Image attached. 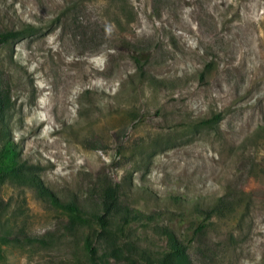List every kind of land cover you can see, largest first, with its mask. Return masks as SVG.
Returning a JSON list of instances; mask_svg holds the SVG:
<instances>
[{
	"label": "rangeland",
	"instance_id": "374dc122",
	"mask_svg": "<svg viewBox=\"0 0 264 264\" xmlns=\"http://www.w3.org/2000/svg\"><path fill=\"white\" fill-rule=\"evenodd\" d=\"M25 25L0 120L86 221L0 182V264H134L165 229L190 264H264V0H0V31ZM109 190L123 233L91 219Z\"/></svg>",
	"mask_w": 264,
	"mask_h": 264
},
{
	"label": "trees",
	"instance_id": "16d2710c",
	"mask_svg": "<svg viewBox=\"0 0 264 264\" xmlns=\"http://www.w3.org/2000/svg\"><path fill=\"white\" fill-rule=\"evenodd\" d=\"M32 31L31 25H25L20 28L6 29L0 31V43L7 42L22 33ZM3 100L1 99V89H0V113L2 111ZM10 128L6 124L2 123L0 120V182L10 180L15 181L19 185L30 186L35 189V191L44 199H48L53 205L62 207L69 214L75 218L86 221L84 218V209L79 204L73 201H63L49 191L47 187L43 185L38 176L34 173L31 165L22 157L20 153L19 145L9 136ZM116 192L109 190L105 192L100 201L99 210L92 212L91 219L93 223L99 228L101 232L107 233H123L125 227L129 224L130 220L134 217V214L130 213V210L120 211V205L117 201ZM217 203L226 204V201L222 198L216 199ZM228 204H231L229 201ZM202 210V209H201ZM120 211V212H119ZM205 211V217H210L213 213V208H208ZM200 224L199 227H202ZM165 235L166 247L161 254L156 259H150L147 253L137 252V248L134 243L129 242V246L132 251L139 254L140 257L135 258L127 256L131 259L134 264H152L153 261L156 264H190L186 260L185 247L180 243L174 234L165 229L163 231ZM1 240L4 242H9L12 240L19 241L16 238H7L6 236H0ZM91 257H93L94 247L87 239L85 241ZM114 246V245H113ZM115 247L111 250L114 253ZM143 263H141L140 261Z\"/></svg>",
	"mask_w": 264,
	"mask_h": 264
}]
</instances>
